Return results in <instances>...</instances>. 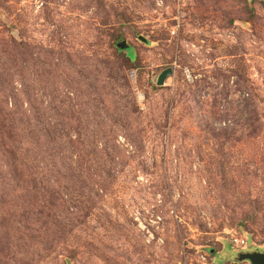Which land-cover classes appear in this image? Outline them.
Returning <instances> with one entry per match:
<instances>
[{"label":"rangeland","instance_id":"obj_1","mask_svg":"<svg viewBox=\"0 0 264 264\" xmlns=\"http://www.w3.org/2000/svg\"><path fill=\"white\" fill-rule=\"evenodd\" d=\"M243 252L264 253V0H0V264Z\"/></svg>","mask_w":264,"mask_h":264},{"label":"water","instance_id":"obj_2","mask_svg":"<svg viewBox=\"0 0 264 264\" xmlns=\"http://www.w3.org/2000/svg\"><path fill=\"white\" fill-rule=\"evenodd\" d=\"M116 48L124 50L127 48L126 44L121 41L118 42ZM236 261L246 262L248 264H264V253L261 252H243L236 256Z\"/></svg>","mask_w":264,"mask_h":264},{"label":"trees","instance_id":"obj_3","mask_svg":"<svg viewBox=\"0 0 264 264\" xmlns=\"http://www.w3.org/2000/svg\"><path fill=\"white\" fill-rule=\"evenodd\" d=\"M168 74V71H163V72H161L159 75H158V77H157V80H156V83L158 84V85H160L161 84V81H162V78L164 77V76H166Z\"/></svg>","mask_w":264,"mask_h":264}]
</instances>
